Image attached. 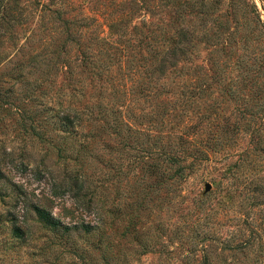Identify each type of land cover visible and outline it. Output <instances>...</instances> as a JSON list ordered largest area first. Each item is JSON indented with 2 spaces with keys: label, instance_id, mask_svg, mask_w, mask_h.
Here are the masks:
<instances>
[{
  "label": "rangeland",
  "instance_id": "rangeland-1",
  "mask_svg": "<svg viewBox=\"0 0 264 264\" xmlns=\"http://www.w3.org/2000/svg\"><path fill=\"white\" fill-rule=\"evenodd\" d=\"M39 1L0 2L10 24L0 27V264H264L259 20L249 21L255 56L246 76L225 87L208 80L202 96L181 105L180 87H162L168 74L147 94L134 52L117 60L108 82L82 71L83 86H67L63 68L31 56L55 37L42 29L56 20ZM253 1L264 23V2ZM100 2L72 0L64 15ZM67 106L80 114L72 130L58 119ZM159 147L179 158L165 161ZM33 203L89 229L43 226Z\"/></svg>",
  "mask_w": 264,
  "mask_h": 264
},
{
  "label": "trees",
  "instance_id": "trees-1",
  "mask_svg": "<svg viewBox=\"0 0 264 264\" xmlns=\"http://www.w3.org/2000/svg\"><path fill=\"white\" fill-rule=\"evenodd\" d=\"M263 2L260 0L261 6ZM2 8L3 5L0 6V27L10 26L2 22ZM68 8H74L72 0L41 1L40 10L49 12L56 20L43 23L42 29L46 33L52 31L55 37H48L47 42L39 41L40 45L31 54L34 61L42 54L44 65L63 68L73 83H67V86L74 88L76 83L83 86L86 74L82 78L78 76L82 71L99 83L108 82L117 60L134 52L141 55L135 59L143 62L139 61L141 64L137 63V66H142L147 94L156 95L152 89L161 85L158 80L168 74L162 87L170 84L165 86L166 91L173 86L180 87L173 91L179 94L181 105L188 104L192 95L202 96L208 80L225 87L246 76L243 71L254 66L255 56L254 48L249 47L248 33L252 31L249 21L259 20L264 27L253 0H101L100 5H90L85 12L75 10L72 17L64 15ZM230 21L233 24L230 25ZM2 32L0 28V35ZM202 50L206 54V63L195 61ZM206 70L210 73L208 78ZM195 85L197 89L193 90ZM96 103V106L106 105L102 100ZM63 109L59 123L64 130H72L79 124V111L70 106ZM161 148L157 155L165 161L179 158L174 152ZM173 170L177 171L176 168ZM32 210L43 226L54 231L64 233L77 227L89 229L88 223L62 222L42 204L33 203ZM21 226L14 223L12 233L22 236L25 227Z\"/></svg>",
  "mask_w": 264,
  "mask_h": 264
}]
</instances>
